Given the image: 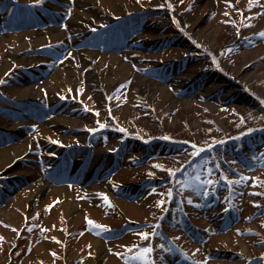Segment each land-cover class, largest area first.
<instances>
[{
  "label": "rangeland",
  "instance_id": "1",
  "mask_svg": "<svg viewBox=\"0 0 264 264\" xmlns=\"http://www.w3.org/2000/svg\"><path fill=\"white\" fill-rule=\"evenodd\" d=\"M260 123L264 0H0V264H264L262 162L198 155Z\"/></svg>",
  "mask_w": 264,
  "mask_h": 264
},
{
  "label": "trees",
  "instance_id": "2",
  "mask_svg": "<svg viewBox=\"0 0 264 264\" xmlns=\"http://www.w3.org/2000/svg\"><path fill=\"white\" fill-rule=\"evenodd\" d=\"M248 125L249 126L246 125L244 129L234 132V136L220 137L216 142L204 147L205 150L198 154L199 156L203 155L205 158H210L211 174L208 182L211 191L215 193L217 188L223 187L225 189L226 187L230 194L232 193L230 198L227 197V201H229L234 194L238 193L235 187L231 185V182H229L228 175L230 172L237 175L242 174V172L233 167L232 163H237V168L247 169L254 164L253 160L256 159L257 161L260 160L262 162L261 166L264 167V124H253L254 126ZM162 138L163 137H159L156 139L157 141H161V145ZM171 140H167L165 143L178 146V141ZM227 156H229L228 159ZM222 172H224V174ZM190 173L194 174L195 172L192 171ZM224 211V218H227V210L225 209Z\"/></svg>",
  "mask_w": 264,
  "mask_h": 264
},
{
  "label": "bare ground",
  "instance_id": "3",
  "mask_svg": "<svg viewBox=\"0 0 264 264\" xmlns=\"http://www.w3.org/2000/svg\"><path fill=\"white\" fill-rule=\"evenodd\" d=\"M27 32H29V31H27ZM118 34H119V33H116V34L114 35V37H117ZM112 49L115 50V51H117L115 48H112ZM87 51L89 52L90 50H87ZM92 52H96V51H95V50H92ZM117 52H118V51H117ZM119 52H120V51H119ZM119 52H118V53H119ZM119 54H120V53H119ZM127 67H128V66L126 65V63L119 62V63H118V69H117V71L119 72V70H120V71L122 70V71H127V72H128V71H129V68H127ZM168 67H169V66H165V70H167ZM117 71H116V73H117ZM168 73H169V72H168ZM171 73H172V71H171ZM161 78H164V77L161 75ZM155 84H160V83L155 82L154 85H155ZM19 146L21 147V146H23V145L20 143ZM20 147H18V144H17V146H15V149H14V150L17 151V152H19V151H21V150H20ZM65 205H66L67 208H68V207H70V208H74L72 202H70V203L67 202ZM3 213H4V215H7V216L9 215V214H7L6 212H3ZM93 242H94L95 244L99 245L100 240H99V239H94ZM99 246H101V245H99Z\"/></svg>",
  "mask_w": 264,
  "mask_h": 264
},
{
  "label": "snow or ice",
  "instance_id": "4",
  "mask_svg": "<svg viewBox=\"0 0 264 264\" xmlns=\"http://www.w3.org/2000/svg\"><path fill=\"white\" fill-rule=\"evenodd\" d=\"M38 2H39V0H38Z\"/></svg>",
  "mask_w": 264,
  "mask_h": 264
}]
</instances>
